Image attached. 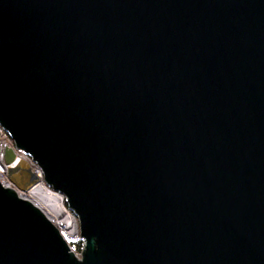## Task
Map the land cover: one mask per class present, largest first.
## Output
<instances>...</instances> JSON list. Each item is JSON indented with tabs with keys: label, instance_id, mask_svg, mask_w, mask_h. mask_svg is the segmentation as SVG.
I'll list each match as a JSON object with an SVG mask.
<instances>
[{
	"label": "water",
	"instance_id": "95a60500",
	"mask_svg": "<svg viewBox=\"0 0 264 264\" xmlns=\"http://www.w3.org/2000/svg\"><path fill=\"white\" fill-rule=\"evenodd\" d=\"M0 264H264V0H0Z\"/></svg>",
	"mask_w": 264,
	"mask_h": 264
},
{
	"label": "bare ground",
	"instance_id": "6f19581e",
	"mask_svg": "<svg viewBox=\"0 0 264 264\" xmlns=\"http://www.w3.org/2000/svg\"><path fill=\"white\" fill-rule=\"evenodd\" d=\"M17 159L19 161L26 162L30 167V169L32 170L30 163L25 161L23 156H18ZM7 171L8 170H6V172ZM32 171L36 176H38V173L36 171L34 170ZM8 179H9V171H8ZM18 191L21 193V195L23 193V196H21L22 198L32 202L34 205L40 208L48 218L53 220L55 223L59 224L61 229L66 233V236L69 240L76 239L77 236L76 234L78 232H77V221H75V219H77V217L74 215L76 217L74 219L71 216V212L70 211L68 212L67 208L64 205V200L60 195L52 192L45 185L40 183L29 187H22L21 189H18Z\"/></svg>",
	"mask_w": 264,
	"mask_h": 264
},
{
	"label": "built area",
	"instance_id": "2783aa9c",
	"mask_svg": "<svg viewBox=\"0 0 264 264\" xmlns=\"http://www.w3.org/2000/svg\"><path fill=\"white\" fill-rule=\"evenodd\" d=\"M7 150H13L15 155L18 157V156H23L24 157V160L29 162L30 163V166L32 168V170L36 171L38 173V176H40V170L39 168L37 167V165L31 160V158L19 151H16L13 147V143L9 137V135L6 133V131L0 126V184L4 187V188H11V189H14L17 194L21 197L23 196V193L21 195V193L18 191V189L10 182V180L8 179V171L10 172L12 166L11 165H8L5 163L4 161V153L5 151ZM6 170H8L6 172ZM69 212V211H68ZM71 216L75 219L76 217L71 214ZM75 221H77V236L76 238L79 237V225H78V220L75 219ZM52 222L58 227L59 231L62 233V235L65 237V239L67 240L68 244H69V241H75L76 239L74 240H69L66 236V233L61 229L60 225L55 223L53 220ZM80 239V237H79ZM79 241H81V244H82V240L80 239ZM70 246V244H69ZM82 246V245H81ZM71 248V246H70Z\"/></svg>",
	"mask_w": 264,
	"mask_h": 264
},
{
	"label": "rangeland",
	"instance_id": "374dc122",
	"mask_svg": "<svg viewBox=\"0 0 264 264\" xmlns=\"http://www.w3.org/2000/svg\"><path fill=\"white\" fill-rule=\"evenodd\" d=\"M64 205H65V202H64ZM65 207H66V205H65ZM67 208V207H66ZM72 214V213H71ZM80 239H79V237L78 238H76V240L75 241H69V244H70V246H71V250L75 253V255L76 256H78V257H80V251H81V248H82V246H80L79 247V243L81 242V241H79ZM81 244V243H80ZM82 245V244H81ZM80 249H79V248Z\"/></svg>",
	"mask_w": 264,
	"mask_h": 264
},
{
	"label": "trees",
	"instance_id": "16d2710c",
	"mask_svg": "<svg viewBox=\"0 0 264 264\" xmlns=\"http://www.w3.org/2000/svg\"><path fill=\"white\" fill-rule=\"evenodd\" d=\"M80 243H81V242H80ZM80 243H79V247L81 246V244H80ZM79 247H78V248H79ZM79 249H80V248H79Z\"/></svg>",
	"mask_w": 264,
	"mask_h": 264
}]
</instances>
